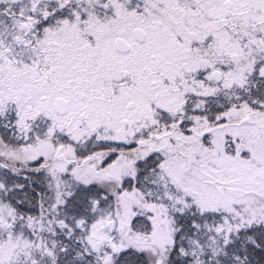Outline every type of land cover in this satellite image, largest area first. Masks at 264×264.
<instances>
[{"label":"snow or ice","instance_id":"snow-or-ice-1","mask_svg":"<svg viewBox=\"0 0 264 264\" xmlns=\"http://www.w3.org/2000/svg\"><path fill=\"white\" fill-rule=\"evenodd\" d=\"M0 264H264V0H0Z\"/></svg>","mask_w":264,"mask_h":264}]
</instances>
